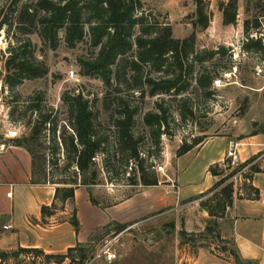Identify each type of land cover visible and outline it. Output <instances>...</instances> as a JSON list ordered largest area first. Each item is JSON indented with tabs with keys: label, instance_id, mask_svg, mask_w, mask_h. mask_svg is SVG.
<instances>
[{
	"label": "rangeland",
	"instance_id": "rangeland-1",
	"mask_svg": "<svg viewBox=\"0 0 264 264\" xmlns=\"http://www.w3.org/2000/svg\"><path fill=\"white\" fill-rule=\"evenodd\" d=\"M10 1L0 0L3 14L14 13ZM88 1L81 0L80 6L85 7ZM227 1L202 0L206 26L201 28L197 23L194 0H138L140 7L128 34L132 47L123 56H118L104 73L87 68V64L96 59L100 47L92 44L90 26L95 23H89L95 22V19L87 21L85 10L81 20L82 38L72 46L65 43L63 30L58 32L54 49L43 43L35 33L19 32L14 26L0 30V145H5L7 149L11 140L25 139L24 145L35 160L37 180H42L43 175L51 183L71 180L76 171L73 168L64 169L66 145L73 134V114L69 103L73 96L80 95L92 112L96 136L106 138L101 145L103 153H99L94 162L96 185L86 188L88 192L92 191L90 195L98 201L96 204L105 209L134 197L144 189L152 190L148 195L152 204L155 200L163 203L160 210L126 223L123 231H117L116 226L121 224L116 222L96 231L92 243L86 248L87 259L83 264H190L191 257L196 256L200 249L216 256L222 252L232 256L234 245L229 237L222 240V232L217 228V237L204 233L189 234L187 239L190 241L182 242L175 227L180 228L190 207L184 205L186 203H170L173 191H177L176 179L180 169H191L199 158L194 161L192 153L183 156L178 163L176 153L183 145L196 138H201L202 143L226 138L233 144H239V155L238 150L242 154L247 148L241 145L244 141L257 134L264 135V50L256 51L248 46L251 42L249 36L254 33L252 22L257 18L260 31L252 40H260L264 47V0H237L236 24L225 27L221 24L219 6ZM245 21L249 22L247 34L243 32ZM165 26L170 27L173 40H183L195 34V52L202 55V61L189 57L188 65L192 66L189 85L179 93L150 94L148 81H156L171 71L165 73L164 69L156 70L150 62L136 60L134 40L146 38L143 31L147 28L150 29V37L154 38ZM15 41L30 43L29 52L36 63L46 68L45 75L13 85L6 83V50L14 46ZM103 43L104 40L100 44ZM217 49L220 52L216 53ZM209 51L215 53L207 59L203 53ZM133 63L138 66L137 69ZM202 69L208 70L215 79L222 78L225 87L200 88L196 79ZM184 105L191 109L192 117L183 119L180 116L179 110ZM158 106L166 114L159 131L160 137L156 139L155 129L146 125L143 118L148 113H157ZM123 107L135 111L130 131L138 141V158L143 161V172L136 169V160L129 161L127 166L118 163L120 146L116 123L121 118ZM45 115L50 116V120L40 126V120ZM34 128L39 129V133H32ZM255 163L256 167L260 164L264 171V151L249 156L244 162L238 156L234 165L229 160L221 163L226 179L213 192L199 197L200 208L221 209L223 204L218 202L220 192L228 186L232 188L233 199H240L237 188L233 186L234 178L242 171L251 170L250 165ZM141 176L145 181L156 180V188L141 185ZM76 179L80 181L78 177ZM77 205L83 209L82 195L78 197ZM222 224V231L228 234L227 223ZM185 244L189 247H184ZM105 246L115 254L111 263L103 258L95 259ZM8 258L5 264H21L17 263V254ZM27 264H70V260L52 257L49 260H30Z\"/></svg>",
	"mask_w": 264,
	"mask_h": 264
},
{
	"label": "trees",
	"instance_id": "trees-1",
	"mask_svg": "<svg viewBox=\"0 0 264 264\" xmlns=\"http://www.w3.org/2000/svg\"><path fill=\"white\" fill-rule=\"evenodd\" d=\"M196 3V16L199 27L206 26V18L203 14L202 0H194ZM81 0H11L10 6L14 8V13L11 15L3 14L0 10V30L4 27L10 29L15 27L17 31L22 33H35L40 40L54 49L58 42V32L64 31L65 43L72 46L75 41L82 38L83 26L81 23L83 17V10L86 11L87 21L95 19L93 26H90L92 44L99 45V51L94 62L87 64V68L99 70L104 73L109 65H111L118 56H123L132 47L128 41V34L132 24H134V15L140 7L138 0H89L85 7L80 6ZM221 14L222 26H235L238 3L237 0H228L227 3L219 6ZM260 29V24L257 18L252 22L251 30L255 32ZM249 22L243 23V32L248 33ZM5 32L8 33V30ZM147 35L146 38H136L134 45L136 46V60L141 63L150 62L156 70L164 69L168 73L165 77H161L156 81H148L151 87L150 94L160 93L169 94L170 92L179 93L182 89L188 86V77L192 73V66L188 65L189 57L202 61V55L195 52L196 36L191 34L183 40L171 39L170 27L165 26L157 33L154 38L150 37V29L143 31ZM104 40L103 44H100ZM249 47L256 51L264 50L261 46L260 40H251ZM30 43H20L15 41L14 46L7 48V57L4 63V69L7 73L6 83L13 85L14 83H21L24 80H32L40 78L46 74L47 70L41 64L35 62L32 54L29 52ZM220 49L216 50V53ZM221 52H223L221 50ZM215 52H204L203 55L207 59ZM135 69L138 66L133 63ZM215 76L210 74L208 70L202 69L196 79V83L200 88L210 89L212 81ZM186 81V82H185ZM210 95V94H209ZM70 109L73 114L72 118V136L69 137V143L66 145V165L65 170L73 168L76 173L71 180H62L56 183L48 182L45 175L42 180H37L36 164L32 152L24 145L25 139L11 140L10 145L24 149L32 159V181L36 184H51L55 185L54 202L63 207L66 202L73 201L74 191L79 187L90 188L95 186L97 174L95 172V164L92 161L99 153H103L101 145L106 138L97 137L94 132L93 115L89 110L87 102L83 101L80 95L73 96L70 99ZM157 113H148L144 116L143 122L154 128L156 139L160 137V129L165 122L166 111L161 107H157ZM180 116L185 119L192 117L191 109L186 105L179 110ZM135 111L129 110L128 107H123L121 118L116 123L117 141L120 148V157L118 163L127 166L129 161H137L136 169L143 172L142 164L138 156V141L131 134V127L133 124V116ZM50 116L45 115L41 118L40 126L49 122ZM32 133H39V129H33ZM202 144L201 138L194 139L190 144L183 145L176 153V157L180 158L186 155L195 147ZM103 155V154H102ZM226 166V164H224ZM224 167V166H223ZM132 170V168H131ZM256 168L252 169L255 173ZM211 176L220 178L216 184L204 195L213 192L217 187L224 183V170L219 164L211 166L208 170ZM76 177L80 181H77ZM228 177V176H227ZM141 185L145 187H154L157 185L156 180L145 181L144 177H140ZM59 185V187H58ZM244 198H253L255 196L254 190L251 186H245ZM89 194V193H88ZM203 195V196H204ZM89 201L96 206V202L89 195ZM223 207L221 209H211L205 206L210 220L207 222L204 234H212L217 237L219 234L215 231L217 228L216 220L218 215L222 214V209L229 207L232 203V188L228 186L220 192V200ZM55 203L50 207H42V216L53 215L52 210L56 209ZM72 226L75 231H78L79 225L75 218V211L71 219ZM117 231H123L126 225L116 226ZM180 239L182 242L188 240V235L184 231L180 232ZM190 237V236H189ZM87 246L77 245L75 248L68 249L65 256H53L60 258V260L69 259L70 264H83L87 259ZM226 251V248H224ZM30 251L20 250V254H27ZM39 253L38 251H34ZM40 254V253H39ZM231 255L235 264H251L242 262L235 251L232 250ZM0 258L4 259V255L0 254ZM44 259L49 260L52 257L43 256Z\"/></svg>",
	"mask_w": 264,
	"mask_h": 264
},
{
	"label": "crops",
	"instance_id": "crops-1",
	"mask_svg": "<svg viewBox=\"0 0 264 264\" xmlns=\"http://www.w3.org/2000/svg\"><path fill=\"white\" fill-rule=\"evenodd\" d=\"M232 145L237 146V151L239 144H233L226 138H218L205 141L186 154L193 153L194 161L199 158L191 169H180L177 175V191H173L174 197L170 203H186L184 205L190 207L180 228L175 227L177 232L204 233L208 220L212 218L205 209L200 208L199 197L209 192L218 182L217 177L211 176L208 170L211 166L223 163L225 154ZM241 145L247 146L242 154L238 150L239 159L244 162L249 156L264 151V135L257 134ZM182 158L183 156L178 158V163ZM257 167L251 181L255 196L240 197L238 200L232 197L231 205L222 209V214L215 219L213 217V220H216L217 229L222 232L220 238L225 240L229 237L242 262L264 264V171L260 164L258 170ZM55 188V185L36 184L32 181V159L24 149L10 145L0 153V254L4 255V259L0 258V263L5 264L8 256L13 254H17V263L21 264H27L30 260L40 261L43 256L64 255L68 249L77 245L91 244L94 233L112 222L125 225L163 207L161 200H155L152 204L148 197L152 190L144 189L132 198L100 209L99 204L94 206L90 203L89 195L92 191L88 192L86 187L77 188L73 201L66 202L61 207L54 202ZM80 195L83 197V209L77 205ZM90 196L98 202L93 195ZM54 203L56 209L52 210L53 215L42 216V207L50 208ZM175 208L180 211L178 206ZM74 211L79 225L77 232L71 221ZM223 222L228 225V234L227 231H222ZM6 226L9 229L5 230ZM184 247L189 246L185 244ZM20 250L30 252L23 255L19 253ZM190 264L235 263L227 252L216 256L200 249L196 256L191 257Z\"/></svg>",
	"mask_w": 264,
	"mask_h": 264
},
{
	"label": "built area",
	"instance_id": "built-area-1",
	"mask_svg": "<svg viewBox=\"0 0 264 264\" xmlns=\"http://www.w3.org/2000/svg\"><path fill=\"white\" fill-rule=\"evenodd\" d=\"M260 31L257 30L256 32L254 31L253 34H251L249 36V39H256L257 33ZM261 35V34H259ZM247 42V41H246ZM263 45H264V40H263ZM212 88L214 89H220L225 87V83L224 80L222 78L219 79H213L212 81ZM236 145H232L228 148L226 154H225V161L229 160L230 164L234 165L235 163L238 162V154L236 151ZM6 150L5 145H0V153L4 152ZM98 159V156H95V158L92 159L93 162H95ZM223 161V162H225ZM256 167V163L253 165H250L249 169H247V172H240L238 175H236L235 179V183H234V187L237 188V192L239 197H244L245 195V191L244 188L245 186H251V181H252V175L254 173H252V169ZM131 169V168H130ZM7 197H10V194H7ZM4 229H9V226L4 227ZM105 259L107 263H111L115 260V254L111 253L108 249V246H105V248H103L101 251H99L96 255H95V259Z\"/></svg>",
	"mask_w": 264,
	"mask_h": 264
},
{
	"label": "water",
	"instance_id": "water-1",
	"mask_svg": "<svg viewBox=\"0 0 264 264\" xmlns=\"http://www.w3.org/2000/svg\"><path fill=\"white\" fill-rule=\"evenodd\" d=\"M160 237V236H159Z\"/></svg>",
	"mask_w": 264,
	"mask_h": 264
}]
</instances>
